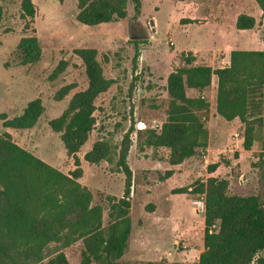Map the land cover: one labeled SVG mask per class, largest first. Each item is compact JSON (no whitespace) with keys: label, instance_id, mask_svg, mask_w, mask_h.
<instances>
[{"label":"rangeland","instance_id":"rangeland-1","mask_svg":"<svg viewBox=\"0 0 264 264\" xmlns=\"http://www.w3.org/2000/svg\"><path fill=\"white\" fill-rule=\"evenodd\" d=\"M35 17L24 28L20 18L21 0H0V111L9 118L20 114L27 102L39 97L44 111L30 129H5L0 121V134L8 131L14 142L45 162L69 173L75 167L60 139L48 122L66 108L74 92L87 86L84 66L73 49L90 47L97 50L106 78L113 80L109 89L95 99L96 124L88 140L80 148L82 176L79 182L91 190L92 204L102 207V226L109 222L107 196L119 198L123 194L125 175L117 165L123 136L130 134L127 164L131 170V234L122 261L139 264L162 261L164 264H193L204 250V217L196 202L202 195L173 194L172 190L191 186L210 176L207 166L217 163L214 174L229 180V191L237 195L257 194L264 201V120L257 127L252 148H243V139L237 143L235 132L243 133L239 122H229L213 111L215 97L209 90L216 88V76L202 93L209 103L206 125L208 145L173 169L167 163L168 149L145 144L149 130L160 129L165 121L170 97L166 89L168 74L184 66L186 57H193L199 49L201 61L192 65L221 64L209 57V48L215 41L204 25L220 19V8L228 0H141V14L134 16L133 5H127V16L109 23L84 25L76 20L77 0H32ZM216 12L211 11V5ZM205 10L208 13H205ZM233 12L226 11V24ZM192 17L194 24L186 20ZM36 35L41 46V57L33 64L20 63L16 49L23 36ZM218 36L228 37L227 34ZM235 38L252 49H259L264 39V20L260 19L249 34H235ZM194 41V44H193ZM187 50V51H186ZM197 51V52H199ZM138 52V58L134 57ZM204 56H207L206 58ZM68 62L56 78L50 77L59 60ZM76 87L61 100H55L56 91L63 85ZM189 97H196L188 89ZM97 139L107 141L112 148L111 160L89 164L83 156ZM237 143V144H236ZM56 243L47 247L51 256ZM83 243L78 240L63 248L69 264H79ZM47 259V258H46ZM96 264V263H92Z\"/></svg>","mask_w":264,"mask_h":264},{"label":"trees","instance_id":"trees-1","mask_svg":"<svg viewBox=\"0 0 264 264\" xmlns=\"http://www.w3.org/2000/svg\"><path fill=\"white\" fill-rule=\"evenodd\" d=\"M254 1L264 20V0ZM129 2L138 17L141 0H77L76 20L93 26L124 19ZM20 8V18L25 20L24 28H28L36 8L32 0H21ZM2 11L0 6V21ZM256 24L253 16L240 13L235 27L253 29ZM16 49L23 65L36 63L41 57L36 35L21 37ZM73 53L84 66L87 86L74 92L63 112L48 124L60 133L75 168L64 173L14 142L9 132L0 134V264H69L62 249L78 240L83 243L79 264H128L121 259L132 228V173L127 164L130 134L123 136L117 160L125 175L123 194L119 198L107 196L109 222L103 227L102 207L92 204L91 190L79 182L82 168L77 153L95 128V99L109 89L113 80L104 76L95 48H75ZM138 55L136 52L134 61ZM193 60L186 57L184 66L168 74L166 89L170 100L166 119L158 131L149 130L145 138L148 147L168 149L170 165H179L199 149L207 148L209 103L202 93L210 86L213 75L217 80L216 112L226 121L238 118L244 149L252 148L256 129L264 120V50H232L229 64L218 68L192 65ZM67 65L66 60H59L50 77L56 78ZM75 87L74 83L63 85L56 91L55 100H61ZM188 89H196L199 95L189 97ZM43 111L42 100L36 97L11 118L0 111L1 125L30 129ZM111 153V145L97 139L83 158L89 164H97L110 161ZM217 166L208 165L209 173ZM172 173L166 171L168 176ZM172 193L204 196V250L193 264H264V201L259 195L232 194L229 180L219 176L173 189ZM50 243L58 245L51 256L46 251ZM139 264L164 262L150 260Z\"/></svg>","mask_w":264,"mask_h":264},{"label":"crops","instance_id":"crops-1","mask_svg":"<svg viewBox=\"0 0 264 264\" xmlns=\"http://www.w3.org/2000/svg\"><path fill=\"white\" fill-rule=\"evenodd\" d=\"M228 2L229 3L227 5L223 4L221 8L219 9L221 13L220 16H223L222 18H220L219 20L215 19L213 23H211L210 20H206L204 22V25L207 26V30H209V32L212 33L213 39L215 40L211 44L209 48V53H207V55L209 54L210 59L214 57L215 61L221 64L219 67H223L229 64L230 52L232 50H237V49L239 50H264V39H260V41L263 43L262 47H259V49H252L251 47H248L242 41H239L237 38L234 37L235 34H249L250 32L254 30V28L253 29H237L235 27V22H236L237 16L240 13H245V14L253 16L258 24L259 20L261 19V9L259 8V6L256 4L254 0H228ZM210 8H211V11H213V13L216 12V6L214 4H212ZM226 11L233 12V16L229 24H226V21L224 18ZM205 13H208V11L205 10ZM189 19H193V18L190 17ZM190 24H194V22ZM219 33L220 34L229 33V36L228 37L218 36ZM193 44H194V41H193ZM188 50L193 51V58H194L193 62L201 61V57L203 56L202 52H200L201 50L199 51V49H195L193 47L192 49H188ZM204 57L206 58L207 56H204ZM199 65H204V64H199ZM216 87H217V80H216ZM206 89H208V87ZM206 89H204L203 93L208 92V90ZM191 90H195L199 95V92L196 89H191ZM209 94L210 96H213V101H214V97L216 96V88L215 90L214 89L209 90ZM213 105H214L213 111L216 113V115H218L216 112V103H214ZM231 122H239V120L238 118H235ZM239 127H241L240 122H239ZM5 129H9V128H5ZM239 141H241V139L237 140V143ZM179 165H170L171 167L170 170L173 171V169H175V167ZM210 176H216V175L214 174V172H212Z\"/></svg>","mask_w":264,"mask_h":264},{"label":"built area","instance_id":"built-area-1","mask_svg":"<svg viewBox=\"0 0 264 264\" xmlns=\"http://www.w3.org/2000/svg\"><path fill=\"white\" fill-rule=\"evenodd\" d=\"M233 138L237 141L239 139H242V135H240V133H238V132H235L233 134ZM195 202H196V207H197L198 211L204 212V196L202 195V197Z\"/></svg>","mask_w":264,"mask_h":264}]
</instances>
